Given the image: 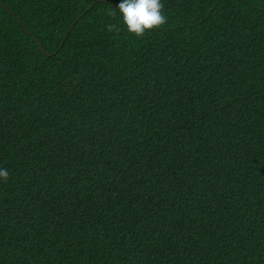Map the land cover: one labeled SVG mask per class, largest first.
I'll return each mask as SVG.
<instances>
[{"label":"trees","instance_id":"trees-1","mask_svg":"<svg viewBox=\"0 0 264 264\" xmlns=\"http://www.w3.org/2000/svg\"><path fill=\"white\" fill-rule=\"evenodd\" d=\"M162 2L0 0V264H264V0Z\"/></svg>","mask_w":264,"mask_h":264},{"label":"clouds","instance_id":"clouds-1","mask_svg":"<svg viewBox=\"0 0 264 264\" xmlns=\"http://www.w3.org/2000/svg\"><path fill=\"white\" fill-rule=\"evenodd\" d=\"M163 7L162 0H119L116 9H112V14L119 13L120 20L127 32L141 36L147 30H151L167 22V16L163 12ZM113 27L115 26L109 25L110 29ZM242 162L243 156L241 160L237 161V166L232 168V170L235 171ZM8 178V169L0 167V181H7ZM154 231L161 233L157 230Z\"/></svg>","mask_w":264,"mask_h":264},{"label":"rangeland","instance_id":"rangeland-1","mask_svg":"<svg viewBox=\"0 0 264 264\" xmlns=\"http://www.w3.org/2000/svg\"><path fill=\"white\" fill-rule=\"evenodd\" d=\"M258 149H260V148H258ZM255 150H257V149H255ZM260 150H262V149H260ZM258 151V150H257ZM239 160H241V158L239 159ZM238 160V161H239ZM237 166V162L235 163V166H233V168H235Z\"/></svg>","mask_w":264,"mask_h":264}]
</instances>
